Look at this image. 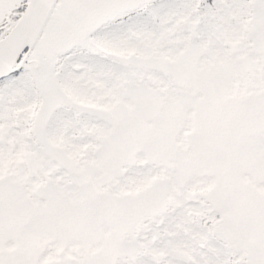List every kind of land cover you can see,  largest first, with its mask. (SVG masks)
<instances>
[{
	"label": "snow or ice",
	"instance_id": "obj_1",
	"mask_svg": "<svg viewBox=\"0 0 264 264\" xmlns=\"http://www.w3.org/2000/svg\"><path fill=\"white\" fill-rule=\"evenodd\" d=\"M0 264H264V0H0Z\"/></svg>",
	"mask_w": 264,
	"mask_h": 264
}]
</instances>
